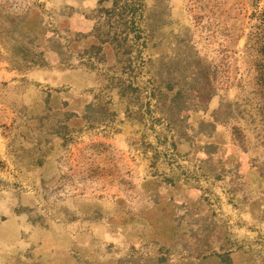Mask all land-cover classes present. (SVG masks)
<instances>
[{"label":"rangeland","instance_id":"374dc122","mask_svg":"<svg viewBox=\"0 0 264 264\" xmlns=\"http://www.w3.org/2000/svg\"><path fill=\"white\" fill-rule=\"evenodd\" d=\"M0 264H264V0H0Z\"/></svg>","mask_w":264,"mask_h":264}]
</instances>
